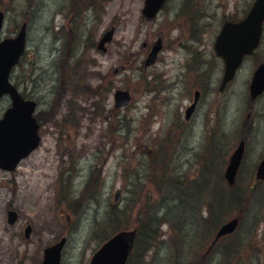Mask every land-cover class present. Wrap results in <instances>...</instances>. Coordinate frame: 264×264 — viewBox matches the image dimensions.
Masks as SVG:
<instances>
[{"label": "rangeland", "instance_id": "374dc122", "mask_svg": "<svg viewBox=\"0 0 264 264\" xmlns=\"http://www.w3.org/2000/svg\"><path fill=\"white\" fill-rule=\"evenodd\" d=\"M84 1L0 0V9L7 16L3 37L12 36L24 20H29L26 54L13 73L12 81L27 97L38 101V111L45 109L39 148L22 160L16 170L0 169V229L12 247L10 255L2 256L0 264H40L44 249L63 236H68V243L62 264H89L98 244L112 229L117 225L132 228L137 224L144 227L145 241L135 249L128 264H192L200 252L205 264H264V193H257V190L264 192V184L253 197L243 195L240 187L236 189V197H233L237 201L224 219L235 213L236 205L247 207L248 204L250 209L234 234L238 241L227 248L228 256H225L219 243L226 248L231 240H220L217 248L207 250V241L212 236L206 237L205 226L211 223L207 219L196 220L201 217V211L192 207L194 196L199 195L207 201L208 209L214 207V202L209 200L212 197L205 194L206 189L204 194L197 190L176 205L173 190L164 198L162 180L158 181L155 187L158 192H155L151 184H147L150 191H143V183L132 185L131 179L132 174L143 177L142 182L149 178L150 155L158 146L156 135L174 133V113L181 112L189 97H194L195 90L199 89L196 87L199 81L204 82L192 71L195 62L189 54L195 50L204 51L200 54V58H206L201 63L205 68L203 75L208 76L205 77L207 84L213 83L212 88L205 89L204 101L213 107L221 100L224 131H230L232 121L242 122L241 126L237 125L240 126L237 134L249 145L256 146L260 153L259 143L264 142L261 138L264 135L253 134L251 123L255 116L264 113V102L257 105L258 113L248 107L245 88L254 65L264 60V43L244 67L233 88L231 86L224 95L217 94L221 62L208 53L210 41L214 40L222 21L241 17L253 0H170L161 16L152 23L142 16L145 0H99L92 10ZM192 8L202 13L197 14ZM128 22L133 24L125 30ZM111 24L117 27L115 36L108 44V51L103 53L96 47L97 40ZM160 34L164 36V50L159 62L143 71L141 61L150 49H143L141 45L147 41L150 47ZM123 35L127 37L126 47H120ZM176 43L189 47L186 50L181 47L175 69V74L180 73V81L178 86H171L169 69L174 60L173 49L178 47ZM124 64L128 69L115 74L114 70ZM79 83L83 86L78 91ZM105 84L107 98L100 94ZM118 88L128 89L132 94L131 104L122 110L114 106L113 94ZM10 105L9 98L0 102V117ZM212 114L209 110L203 118L201 113L203 120L208 118L210 122ZM249 115V120L243 119ZM94 128L102 138L93 146L91 132ZM194 129V133L191 130L185 135L180 147V142L174 139L175 156L166 161V181L170 182L174 174L183 176L185 184L195 177L207 138L199 135V125ZM229 139L224 160L226 157L228 160L237 143L236 134ZM221 144V138L214 142L207 158L215 173H219L222 166ZM252 155L253 148L250 149ZM253 156L258 157L256 153ZM252 165L250 160L243 167L250 183H254L256 171L255 166L249 171ZM89 174L91 181L83 188ZM36 178L49 183L45 203L49 202L51 208L45 218L33 216L38 203L22 194L32 191ZM122 188L123 198L114 204V194ZM220 189L223 191L221 186ZM63 196L76 198V201L69 205L61 200ZM167 202L169 209L163 208ZM10 209L19 215L14 224L8 221ZM226 210L216 215V221ZM151 218L165 220L166 224L154 229L157 224L154 226ZM169 221L176 227L173 232ZM93 222H97L98 230L91 234ZM28 223L32 232L27 238ZM43 228L47 231L43 232ZM174 233L177 237L183 235L182 242L173 241Z\"/></svg>", "mask_w": 264, "mask_h": 264}, {"label": "water", "instance_id": "95a60500", "mask_svg": "<svg viewBox=\"0 0 264 264\" xmlns=\"http://www.w3.org/2000/svg\"><path fill=\"white\" fill-rule=\"evenodd\" d=\"M166 0H147L145 12L154 16ZM264 20V0H257L249 16L240 23H228L224 26L218 38V53L225 58L227 69L224 81L231 79L240 65L245 54L251 53L258 45ZM3 23V13L0 11V28ZM113 34L111 30L101 42L110 40ZM24 29L16 39L5 40L0 43V98L5 93H10L14 107L10 108L4 118L0 121V166L6 169H14L19 161L29 155L39 144L40 137L37 133L38 124L33 117L35 103L25 101L17 92L16 88L9 82V75L13 65L19 60L24 48ZM229 46V50L225 48ZM158 44L149 55L146 65L155 62L158 52L161 49ZM264 89V65L256 73L252 85L253 96H256ZM117 105L123 107L130 101L126 92L116 94ZM243 145H241L231 157L226 172L227 181L230 185L235 184L236 175L240 166ZM260 178H264V161L258 172ZM119 196V193L117 194ZM16 213L10 212V222L16 219ZM239 223L235 218L225 224L219 231L218 237L234 231ZM30 232L28 228L27 233ZM136 232H121L101 250H99L92 261V264H125L132 250ZM66 241L64 238L58 245L47 250L46 260L43 264H60V251Z\"/></svg>", "mask_w": 264, "mask_h": 264}, {"label": "bare ground", "instance_id": "6f19581e", "mask_svg": "<svg viewBox=\"0 0 264 264\" xmlns=\"http://www.w3.org/2000/svg\"><path fill=\"white\" fill-rule=\"evenodd\" d=\"M133 24V22H128L126 25H125V30H127L129 28V26ZM126 39L127 37L125 35H123L121 37V43H120V47H126ZM175 67V64L171 66V68ZM198 68H201L200 65H198ZM201 71H203V69H201ZM235 128V123L234 122H231V125H230V129H234ZM92 135H93V139H94V142H93V146L94 144L96 143V141H100L101 139V135L99 132H97L96 130H94L92 132ZM256 148L254 149V152L257 153L258 155H261L262 152L260 151V153H258ZM264 161V158H262V162L261 164L263 163ZM53 162L54 159H53ZM24 181V179H22V182ZM49 188V183L47 181H41L40 179H35V182L32 186V191L29 192V193H25L23 192L22 194L28 199V200H31L33 201L34 203H38V209L37 211L33 214V216L35 217H39L41 218H45L46 214H47V210L48 208L50 207L51 208V205L50 203H45V199H46V192ZM242 210V209H240ZM45 231L43 232H46L47 230L45 228H43ZM254 229H251V231H253ZM11 244L9 243V239H6L4 234L2 233V230L0 229V253H1V258L2 259V256H8L10 255L11 253Z\"/></svg>", "mask_w": 264, "mask_h": 264}, {"label": "flooded vegetation", "instance_id": "af4514ba", "mask_svg": "<svg viewBox=\"0 0 264 264\" xmlns=\"http://www.w3.org/2000/svg\"><path fill=\"white\" fill-rule=\"evenodd\" d=\"M207 86H208V85H206V84L204 85V87H207Z\"/></svg>", "mask_w": 264, "mask_h": 264}]
</instances>
